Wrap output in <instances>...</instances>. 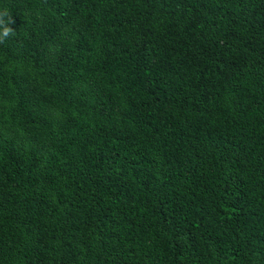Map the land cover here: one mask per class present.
<instances>
[{"label":"trees","instance_id":"1","mask_svg":"<svg viewBox=\"0 0 264 264\" xmlns=\"http://www.w3.org/2000/svg\"><path fill=\"white\" fill-rule=\"evenodd\" d=\"M4 11L0 264H264V0Z\"/></svg>","mask_w":264,"mask_h":264},{"label":"clouds","instance_id":"2","mask_svg":"<svg viewBox=\"0 0 264 264\" xmlns=\"http://www.w3.org/2000/svg\"><path fill=\"white\" fill-rule=\"evenodd\" d=\"M4 17H9L7 11L0 13V24L5 25L2 31H0V43H2L14 32V30L8 26L9 23L11 22V17L8 18L7 22L5 21Z\"/></svg>","mask_w":264,"mask_h":264}]
</instances>
